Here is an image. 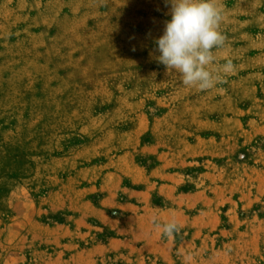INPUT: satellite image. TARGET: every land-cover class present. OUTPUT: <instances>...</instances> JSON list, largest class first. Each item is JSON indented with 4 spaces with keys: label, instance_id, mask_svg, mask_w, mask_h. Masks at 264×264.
Here are the masks:
<instances>
[{
    "label": "rangeland",
    "instance_id": "obj_1",
    "mask_svg": "<svg viewBox=\"0 0 264 264\" xmlns=\"http://www.w3.org/2000/svg\"><path fill=\"white\" fill-rule=\"evenodd\" d=\"M223 3L230 10L228 15L234 16L235 0ZM170 7L165 0H0V264H64L62 257L67 259L65 264H89V252L81 249L110 236H96L94 231L92 239L90 235L77 237L81 241L78 252L74 244L64 250L60 242L73 239V235L57 226L64 223V215L56 211L57 207L55 213L42 219L50 228L36 226L29 236V230L20 227L16 242L14 230L12 234L4 226L20 200L23 202H19L18 209L25 213L29 209L27 198L40 197L41 204L58 206L61 180L74 170L75 166L68 163L74 156H79L85 165L96 154L114 157L130 150L135 151L136 162L149 169L157 165L156 155L147 153L146 157L141 148L149 146L151 150L160 143L157 151L169 158L174 155L181 164L202 150L191 147L198 135L207 149L220 150L212 152L215 169L210 166L207 171L213 178H223L220 183H212L218 190L212 191L207 203L216 212L212 211L207 221L211 226L219 223L227 227L230 222L234 226H250L248 231L239 230L241 234L232 231L217 235L218 239L215 235L219 228L214 229V246L198 250L201 259L194 264H250L252 256L259 258L255 264H264V197H259L252 210L242 209L234 189L237 174L248 180V186L252 174L263 178L264 135L256 130L248 133L246 129L252 127L248 126L249 115H242L241 127L238 126L243 135L238 136L237 143L234 144L232 129L224 135L231 138L223 148L210 143L214 141H209V137H223L217 131L218 123L223 110L232 109L234 101L206 102L205 108L201 99L195 101L198 107L193 111L200 110L202 114L198 123L195 120L199 116L182 113L174 121L169 115L171 105L183 103L188 95L193 94L195 99L208 93L222 96L219 91L226 92L227 79L236 76L234 72L228 74L225 82L202 91L185 86L175 70L168 72L149 55L156 47L154 40L163 34L165 21L171 19ZM259 7L263 9L264 4ZM243 8V26L253 31L264 29L260 27L263 20H249L253 19L248 15L249 7ZM227 22L223 21V25ZM239 28L232 24L230 30L240 33ZM228 59L232 57H221L219 65ZM254 92L259 96L264 93L262 88ZM126 93L130 100H123ZM242 93L249 95L250 90ZM141 95H146L147 100H139ZM251 105L252 101H242L243 114ZM254 106L257 112L264 109L260 102ZM80 145L81 149L76 150ZM250 156L254 169L247 164ZM197 166L185 170L193 179L204 171L200 164ZM193 187L179 191L188 192ZM49 195L52 197L48 202ZM250 198L247 197L248 203ZM154 202L159 205L156 199ZM226 206L234 209L228 215L222 212ZM110 212L116 217L117 211ZM35 215L34 219L42 217L38 212ZM19 220H26V216L22 218L20 214ZM140 222L129 218L125 226L118 225L119 233L114 235L129 239L132 244L141 242ZM87 223L97 229V222ZM78 226L84 228L82 224ZM252 234L256 240L244 243ZM28 237L35 241L30 242ZM224 238L229 240L223 243ZM134 253L137 254L136 249ZM201 253L209 255H204V259Z\"/></svg>",
    "mask_w": 264,
    "mask_h": 264
},
{
    "label": "crops",
    "instance_id": "obj_2",
    "mask_svg": "<svg viewBox=\"0 0 264 264\" xmlns=\"http://www.w3.org/2000/svg\"><path fill=\"white\" fill-rule=\"evenodd\" d=\"M260 1L262 2L260 3ZM221 2L224 4L223 0ZM235 2L234 16L228 15L230 10H228L227 6L224 7V21L228 20L229 22L225 25H223V22L221 23V31L227 39L223 47L213 50L216 60L210 67H218L220 58L228 55L232 57V60L236 61L234 64L236 76L227 79L226 92L219 91L222 96L208 93V96L196 97L195 99L193 94L188 95L186 98H183V103L172 104L169 112L174 121L182 113L193 117L199 116L195 120L198 123L202 120V114L200 110L197 113L193 111L197 106L195 101L201 99L204 102V108L207 105L206 102L234 101L233 108L228 110L229 112L226 109L223 110L222 120L218 123L217 131L222 133L223 137H209V141H214L210 143L216 145L217 149L223 148L226 141H229L231 138L230 136H224L230 132V129L234 131V144L240 140L238 136L243 135L239 130L241 127L240 122L243 120L242 115H249L247 122L248 126L252 127L246 129L248 133L251 130H256L258 133H262L261 135H264V109L261 112H257L258 110L254 109L256 108L254 104L257 102H260L264 108V93L259 96L254 92L257 88H262L264 92V29L257 31L247 29L243 26L241 22L243 19L240 16L241 10H246L243 8L246 5L249 7L248 15L253 18L249 20L260 18L263 20H261L262 24L260 23V27H264V8L262 7L263 9H261L259 7L260 4H264V0H235ZM232 24L240 27V33L230 30ZM226 25L228 26V30H226ZM253 63H256V65H253ZM245 68H249L252 71L242 72V69ZM228 88L230 90L234 88L235 92L227 91ZM245 89L250 90L249 95L242 93ZM129 95L128 93L124 94L123 100H130ZM139 100L144 102V100H147V96L141 95ZM243 100L253 102L250 109L245 110L246 114H243V108L240 106ZM204 110L206 111V109ZM255 112L256 114H254ZM230 124L238 127V130L236 128L234 130ZM197 131L200 130L198 129ZM187 142L189 141L187 140ZM202 142L203 139H200L199 135L196 136V140L193 143L194 146L192 145L191 147L195 151L202 150L197 155L193 154V158H185L181 164H178V158H175L174 155L169 158V156H164L163 151H157L160 143L156 144V148L151 150L149 146H143L141 148L142 153L145 156L147 153H155L156 160L158 161L154 168L149 169L140 166L136 162L135 151L132 152L130 150L114 157L105 156L103 158V155L99 157V154H96L93 160L85 165H83V160L76 155L68 162L75 166L74 170L66 176V179L62 178L61 180L62 187L59 190L60 200L58 206H52L47 203V201H50L51 195L48 196L49 198L45 202L48 205L41 204L42 198L40 197V199L27 198L26 202L29 209L25 213L24 211L20 212V208L18 209L19 202H23L20 200L11 211V220L4 223V226L11 229V233L14 230V235L16 236L13 241L16 242L20 227H26L29 230V236L31 235L30 230L36 226L44 229L50 228L49 224H46L44 221L42 223V219L49 214L55 213L53 211L57 207L56 211L64 215V223L57 226L61 231L73 235V239L69 238L64 241L59 239V241H62L60 244L64 247V250L67 249L68 245L74 244L75 249H77L76 252H78V249L81 248L79 247L81 241L77 237L90 235L92 239L94 231H96V236L100 234L105 235V233L110 234L108 238L102 241L101 239L100 241L95 240L91 246L81 249V252H89L86 259L89 261V264H194V262H198L201 259L197 251L202 250L205 246L206 248L207 246H214L217 235H224V233L232 231L241 234L239 230L248 231L250 226V223L243 224L242 226L236 224L234 226L231 222L227 227H222V225H218L219 223L211 226L210 221H207L211 212H216L215 209L211 211L208 204V196H211L212 191L218 190L217 187L212 186V183H220L223 178L216 176L213 178L212 174L207 171L210 166H213V169H215V154L212 152L220 150L207 149V146L202 144ZM78 148L81 149V145L76 147V150ZM253 154L255 153L252 152L251 155ZM252 158L250 156L247 159V164L249 163L252 169H254ZM197 164H200L204 171L198 173L193 179L185 170L198 167ZM262 173L264 175V171ZM246 181L248 180L244 179L242 174H237L235 176L234 189L236 191L237 203L240 207L252 210L257 205L259 197H264V176L259 179L258 176L252 174L249 181L250 186L247 185ZM189 186L195 187L188 192L179 191L180 188H187ZM136 187L140 189H135ZM249 196L252 198H250V203L247 200ZM45 199L46 196L43 197V200ZM155 199L159 205H156ZM263 202L262 211H264ZM194 210L198 211L199 214H195ZM233 210V206H226L222 212H224V215H228ZM110 211H117L116 217ZM37 212L42 217L34 219ZM20 214L22 218L26 216V220H21V222L19 220ZM132 217L142 220L139 223V227L143 228V235L140 238L141 242H135L134 244L129 239H120L114 235L116 232L119 233L118 225L121 223L125 226V221ZM31 218L33 219L31 220ZM149 218L151 219L149 220ZM154 219L161 225L175 220L180 225L181 231L174 238L166 237L162 234V228L156 227ZM90 220L95 223L97 222L96 230H93L96 226L89 227L87 222ZM246 220L250 221L251 219L246 218ZM79 224H82L84 228H79ZM244 225L246 229L243 228ZM146 228L149 229L146 230ZM218 228L219 232L216 233L214 238L212 232ZM252 229L251 227V231ZM253 236L245 238L243 240L244 243H253L256 240V235ZM29 238L30 242L35 241L34 237ZM219 240L221 239L219 238ZM228 240L229 238L226 240L224 238L222 242L224 243ZM128 249L130 252L127 251ZM135 249L137 254L134 253ZM96 252L100 254L96 255ZM201 255L204 257V255L208 256L209 254L201 253ZM12 259L15 260V258ZM62 261L65 264L64 261H67V259H63L62 257ZM258 261L259 258L253 256L249 259L250 264H255Z\"/></svg>",
    "mask_w": 264,
    "mask_h": 264
},
{
    "label": "clouds",
    "instance_id": "obj_3",
    "mask_svg": "<svg viewBox=\"0 0 264 264\" xmlns=\"http://www.w3.org/2000/svg\"><path fill=\"white\" fill-rule=\"evenodd\" d=\"M165 4L171 5V19L165 21L163 34L154 40L156 47L149 55L168 72L175 70L185 86L203 91L225 82L224 77L235 71L232 60L210 67L216 60L213 50L223 47L227 39L221 31L225 19L221 0H165ZM154 223L169 238L181 231L175 220L161 225L154 219Z\"/></svg>",
    "mask_w": 264,
    "mask_h": 264
}]
</instances>
